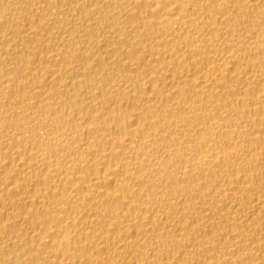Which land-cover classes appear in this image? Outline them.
<instances>
[{"label":"bare ground","instance_id":"6f19581e","mask_svg":"<svg viewBox=\"0 0 264 264\" xmlns=\"http://www.w3.org/2000/svg\"><path fill=\"white\" fill-rule=\"evenodd\" d=\"M0 264H264V0H0Z\"/></svg>","mask_w":264,"mask_h":264}]
</instances>
